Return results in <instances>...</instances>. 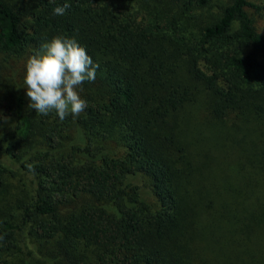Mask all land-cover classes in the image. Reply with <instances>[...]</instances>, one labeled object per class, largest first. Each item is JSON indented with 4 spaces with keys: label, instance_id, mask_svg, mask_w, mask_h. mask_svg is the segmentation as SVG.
<instances>
[{
    "label": "trees",
    "instance_id": "obj_1",
    "mask_svg": "<svg viewBox=\"0 0 264 264\" xmlns=\"http://www.w3.org/2000/svg\"><path fill=\"white\" fill-rule=\"evenodd\" d=\"M260 21L264 0H0V264H264ZM57 35L99 64L63 121L25 85Z\"/></svg>",
    "mask_w": 264,
    "mask_h": 264
},
{
    "label": "clouds",
    "instance_id": "obj_2",
    "mask_svg": "<svg viewBox=\"0 0 264 264\" xmlns=\"http://www.w3.org/2000/svg\"><path fill=\"white\" fill-rule=\"evenodd\" d=\"M70 4L54 8L64 15ZM43 52L30 56L26 62L25 85L29 108L47 116L55 112L60 121L69 115L77 118L87 107L78 88L85 81H94L99 64L94 63L75 38L55 36L42 45ZM30 170L31 165H28Z\"/></svg>",
    "mask_w": 264,
    "mask_h": 264
},
{
    "label": "rangeland",
    "instance_id": "obj_3",
    "mask_svg": "<svg viewBox=\"0 0 264 264\" xmlns=\"http://www.w3.org/2000/svg\"><path fill=\"white\" fill-rule=\"evenodd\" d=\"M252 2H256V0H251ZM260 25H262V26H264V22L263 21H260V23H259ZM20 65H23V63H21ZM1 113V112H0ZM7 122V124L9 125V124H11L9 121H6Z\"/></svg>",
    "mask_w": 264,
    "mask_h": 264
}]
</instances>
